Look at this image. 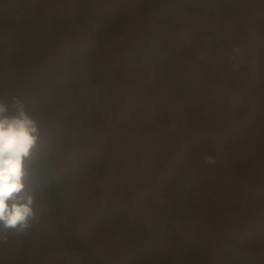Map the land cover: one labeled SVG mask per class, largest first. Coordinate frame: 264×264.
I'll return each instance as SVG.
<instances>
[{
	"label": "trees",
	"instance_id": "1",
	"mask_svg": "<svg viewBox=\"0 0 264 264\" xmlns=\"http://www.w3.org/2000/svg\"><path fill=\"white\" fill-rule=\"evenodd\" d=\"M13 97L38 217L0 264H264V0H0Z\"/></svg>",
	"mask_w": 264,
	"mask_h": 264
},
{
	"label": "clouds",
	"instance_id": "2",
	"mask_svg": "<svg viewBox=\"0 0 264 264\" xmlns=\"http://www.w3.org/2000/svg\"><path fill=\"white\" fill-rule=\"evenodd\" d=\"M42 144L41 126L23 102L16 97L10 106L0 102V233H24L38 217ZM205 162L215 160L209 156Z\"/></svg>",
	"mask_w": 264,
	"mask_h": 264
}]
</instances>
